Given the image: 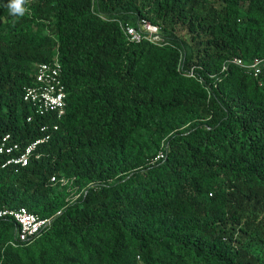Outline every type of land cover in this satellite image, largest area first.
<instances>
[{
	"label": "trees",
	"instance_id": "1",
	"mask_svg": "<svg viewBox=\"0 0 264 264\" xmlns=\"http://www.w3.org/2000/svg\"><path fill=\"white\" fill-rule=\"evenodd\" d=\"M9 3L0 142L59 128L26 166L0 154V210L53 217L15 245L16 221L0 217V264H264V67L230 61L264 57V0H22L16 15ZM141 18L164 42L128 40L121 24ZM56 57L60 119L24 100ZM72 189L84 193L67 200Z\"/></svg>",
	"mask_w": 264,
	"mask_h": 264
},
{
	"label": "built area",
	"instance_id": "2",
	"mask_svg": "<svg viewBox=\"0 0 264 264\" xmlns=\"http://www.w3.org/2000/svg\"><path fill=\"white\" fill-rule=\"evenodd\" d=\"M122 25L125 36L131 42H141L146 39L151 43L161 44L164 37L161 34V27L147 18H141L136 25ZM245 68L251 69L258 76L264 67V57L256 58L252 63H244L239 58L230 60ZM227 70V66L223 67V71ZM191 76H195L194 72H190ZM67 85L63 75V65L58 57L49 61L42 62L36 68L35 78L32 84L27 85L24 89V100L31 104L36 113L39 115H54L58 119L62 118L67 108ZM31 120V117H29ZM57 130L59 125L45 124L41 127L44 134L43 138L38 139L25 148H22L18 142H12L10 134H6L0 142V154L6 160L3 167L11 165L26 166L30 158L35 155L38 144L47 141L51 137L50 129ZM39 157V155H36ZM164 152L160 151L158 158L163 157ZM57 176L52 177V181L56 182ZM61 183L67 182L65 177L60 179ZM0 217H11L16 221V240L11 242L28 241L39 235L44 229L49 227L53 222V217H41L40 215L30 211L27 207L20 208H3L0 210Z\"/></svg>",
	"mask_w": 264,
	"mask_h": 264
},
{
	"label": "clouds",
	"instance_id": "3",
	"mask_svg": "<svg viewBox=\"0 0 264 264\" xmlns=\"http://www.w3.org/2000/svg\"><path fill=\"white\" fill-rule=\"evenodd\" d=\"M21 3L22 0H10L8 8L11 14L16 15L17 13L21 12Z\"/></svg>",
	"mask_w": 264,
	"mask_h": 264
},
{
	"label": "rangeland",
	"instance_id": "4",
	"mask_svg": "<svg viewBox=\"0 0 264 264\" xmlns=\"http://www.w3.org/2000/svg\"><path fill=\"white\" fill-rule=\"evenodd\" d=\"M58 189H60V186H58ZM83 193H84V189L80 190V191L77 189H72V191H70L69 195L67 196V200H74V199L78 198Z\"/></svg>",
	"mask_w": 264,
	"mask_h": 264
}]
</instances>
